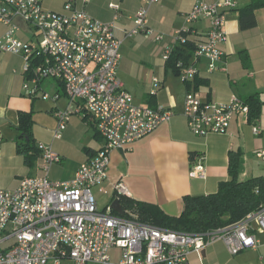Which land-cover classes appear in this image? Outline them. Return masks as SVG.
<instances>
[{
  "label": "built area",
  "instance_id": "obj_1",
  "mask_svg": "<svg viewBox=\"0 0 264 264\" xmlns=\"http://www.w3.org/2000/svg\"><path fill=\"white\" fill-rule=\"evenodd\" d=\"M148 0L136 13L125 37L137 33L153 35L149 26ZM45 0H0V21L8 26L0 36V52L21 54L24 58L25 94L54 98L41 88L46 78L61 81L69 98L66 109L56 110L58 120L54 136L60 138L75 112L85 111L95 121L104 145L93 157L81 163L69 180L50 178V170L61 156L49 144L39 143L43 159L42 174L23 178L13 190L0 187V264H190L192 252H202L212 243L223 240L232 255L257 248L264 233V203L242 220L205 232H187L159 227L141 221L125 211L111 207L100 209L93 188L109 177L111 153L126 149L147 136L160 124L172 119L175 112L164 105H138L118 75L123 38L115 31L116 19L104 22L93 17L79 2L68 0L62 11L44 8ZM237 0L197 1L186 14L187 25L176 32L179 45L190 41L188 25L209 20L206 37L195 43L194 61L177 62L184 81H193L198 73L195 62L208 59V69L215 70L223 57L220 45L228 39L226 13ZM116 11L120 6L110 3ZM18 20L34 29L37 40L24 41L17 36ZM157 41L163 35H155ZM175 46H167L163 58L168 60ZM160 84L158 78L153 79ZM250 115V106L238 95L226 103L204 102L193 90L184 99L183 115L198 136L225 134L233 115ZM255 135L262 133L254 123ZM257 157L264 162V147ZM192 177L205 178L203 163L194 165ZM117 194L130 197L125 183L114 186ZM119 249L118 257L112 253Z\"/></svg>",
  "mask_w": 264,
  "mask_h": 264
},
{
  "label": "crops",
  "instance_id": "obj_2",
  "mask_svg": "<svg viewBox=\"0 0 264 264\" xmlns=\"http://www.w3.org/2000/svg\"><path fill=\"white\" fill-rule=\"evenodd\" d=\"M67 1L45 0L44 8L62 11ZM147 1L90 0L86 5L79 2L93 17L104 22H113L118 14L115 31L118 37L124 39L118 75L134 96L135 103L150 107L162 104L175 112L170 121L160 124L128 148L112 151L109 177L102 185L94 187L108 194L110 201L94 195L99 208L107 209L119 195L115 191V184L122 181L129 190L130 198L156 203L168 215L178 216L184 210L185 196L215 193L221 182L231 178V152L239 153L240 180L264 177V162L257 157L258 150L264 147V6L256 10L257 25L242 30L239 10L252 0H237V6L226 13L228 39L220 45L223 57L218 67L210 71L208 59L200 58L195 62L198 70L195 79L186 82L177 65L176 69L164 60L163 54L167 46H179L175 39L176 32L187 25L186 14L201 0H159L152 3L148 5V18L154 34L141 32L125 37L137 11ZM110 3L118 4L120 10L111 8ZM18 24L19 38L30 42L37 40L31 25L21 20H18ZM188 26L191 29L188 36L195 45L206 37L209 20L203 18ZM7 30L8 26L0 21V36ZM157 34L163 35V39L157 41ZM184 61L192 63L193 54ZM23 67L21 54L0 52V187L9 190L16 189L27 176L42 174L40 151L31 165L18 152L21 112L32 113V133L37 148L39 143L49 144L61 156L60 161L51 167V179L74 178L81 163L93 157L105 143L95 119L84 110L75 112L61 137L56 138L54 132L58 120L54 113L69 105L64 85L57 79L46 78L41 82V88L58 97L44 99L40 93L28 96L23 88ZM155 77L160 80L159 85H155ZM190 90L197 92L208 103H226L234 94L245 101L255 96L260 101L259 117L252 120L250 115L246 119L235 114L227 133L198 136L190 129L183 115L184 99ZM254 123L261 127L260 135L253 133ZM71 148L77 149L73 160ZM199 162L205 166V178L190 175L192 167ZM258 237L262 242L257 248L241 251L245 252L251 264H264V233L258 232ZM219 246L228 250L225 242L218 240L200 253L192 252L190 264H213ZM112 253L118 257L120 250L114 249ZM64 264L75 263L67 260Z\"/></svg>",
  "mask_w": 264,
  "mask_h": 264
},
{
  "label": "trees",
  "instance_id": "obj_3",
  "mask_svg": "<svg viewBox=\"0 0 264 264\" xmlns=\"http://www.w3.org/2000/svg\"><path fill=\"white\" fill-rule=\"evenodd\" d=\"M263 6L264 0H252L250 4L240 8L239 23L242 30L257 25L256 10ZM194 49L195 45L191 41L179 45L167 62L176 68V63L179 60H187ZM246 102L250 106V118L252 120L258 118L259 99L251 96ZM33 123L31 112L20 113L17 149L24 155L25 162L29 165L40 153L33 138ZM229 170L231 178L221 182L215 193L185 196L184 210L178 216L168 215L156 203L134 200L122 195H116V198L120 200L125 211L135 213L143 222L174 230L205 232L236 223L264 203V177H252L247 180L238 178L239 153L231 152Z\"/></svg>",
  "mask_w": 264,
  "mask_h": 264
},
{
  "label": "rangeland",
  "instance_id": "obj_4",
  "mask_svg": "<svg viewBox=\"0 0 264 264\" xmlns=\"http://www.w3.org/2000/svg\"><path fill=\"white\" fill-rule=\"evenodd\" d=\"M57 1L59 2L60 0ZM76 152H77L76 148H71L72 160L76 157L77 154ZM93 192L97 197L99 198L102 197L104 201L106 202L110 201L108 194L105 195L99 192L97 188H93ZM100 206L103 207L104 205L100 204ZM244 253L245 252H241L240 254L232 255L231 253H229L227 249H225V247L219 246L216 252V259L214 260L213 264H251L248 258H246V255Z\"/></svg>",
  "mask_w": 264,
  "mask_h": 264
},
{
  "label": "water",
  "instance_id": "obj_5",
  "mask_svg": "<svg viewBox=\"0 0 264 264\" xmlns=\"http://www.w3.org/2000/svg\"><path fill=\"white\" fill-rule=\"evenodd\" d=\"M110 207L114 209L116 212H118L119 214H124V209L118 198L113 199Z\"/></svg>",
  "mask_w": 264,
  "mask_h": 264
}]
</instances>
